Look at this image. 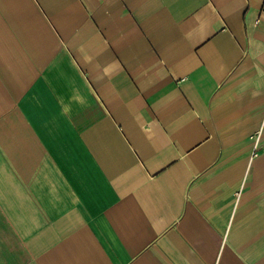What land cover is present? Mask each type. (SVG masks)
<instances>
[{
  "label": "crops",
  "instance_id": "crops-1",
  "mask_svg": "<svg viewBox=\"0 0 264 264\" xmlns=\"http://www.w3.org/2000/svg\"><path fill=\"white\" fill-rule=\"evenodd\" d=\"M0 264H264V0H0Z\"/></svg>",
  "mask_w": 264,
  "mask_h": 264
}]
</instances>
